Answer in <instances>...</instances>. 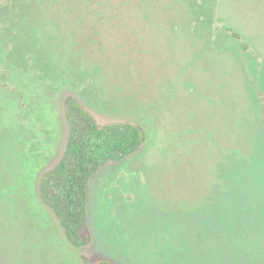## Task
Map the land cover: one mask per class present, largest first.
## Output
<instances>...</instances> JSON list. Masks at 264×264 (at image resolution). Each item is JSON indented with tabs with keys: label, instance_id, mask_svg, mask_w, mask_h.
Wrapping results in <instances>:
<instances>
[{
	"label": "rangeland",
	"instance_id": "obj_1",
	"mask_svg": "<svg viewBox=\"0 0 264 264\" xmlns=\"http://www.w3.org/2000/svg\"><path fill=\"white\" fill-rule=\"evenodd\" d=\"M98 3L0 0V264H264V0ZM68 96L145 136L90 178L82 247L37 190Z\"/></svg>",
	"mask_w": 264,
	"mask_h": 264
},
{
	"label": "trees",
	"instance_id": "obj_2",
	"mask_svg": "<svg viewBox=\"0 0 264 264\" xmlns=\"http://www.w3.org/2000/svg\"><path fill=\"white\" fill-rule=\"evenodd\" d=\"M101 4L105 0H99L97 6ZM64 118L67 124L64 151L54 167L40 175L37 190L41 201L57 218L68 242L81 247L90 240L85 230L90 178L105 163L136 153L145 136L132 122L99 124L72 96L65 98ZM85 263L117 264L101 256L85 257Z\"/></svg>",
	"mask_w": 264,
	"mask_h": 264
},
{
	"label": "flooded vegetation",
	"instance_id": "obj_3",
	"mask_svg": "<svg viewBox=\"0 0 264 264\" xmlns=\"http://www.w3.org/2000/svg\"><path fill=\"white\" fill-rule=\"evenodd\" d=\"M71 244V243H70ZM74 246V245H73ZM76 247V246H75ZM82 247V246H81ZM90 257H93V256H88V258H90Z\"/></svg>",
	"mask_w": 264,
	"mask_h": 264
},
{
	"label": "water",
	"instance_id": "obj_4",
	"mask_svg": "<svg viewBox=\"0 0 264 264\" xmlns=\"http://www.w3.org/2000/svg\"><path fill=\"white\" fill-rule=\"evenodd\" d=\"M64 113V112H63Z\"/></svg>",
	"mask_w": 264,
	"mask_h": 264
}]
</instances>
